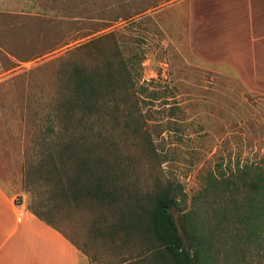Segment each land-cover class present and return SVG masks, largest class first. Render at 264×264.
Wrapping results in <instances>:
<instances>
[{
	"label": "rangeland",
	"instance_id": "374dc122",
	"mask_svg": "<svg viewBox=\"0 0 264 264\" xmlns=\"http://www.w3.org/2000/svg\"><path fill=\"white\" fill-rule=\"evenodd\" d=\"M36 1L37 13L0 11V184L18 204L28 209L24 152L40 129L35 113L42 116L57 93L58 68L67 61L92 66L106 56L116 62V51L149 96L145 127L165 161L151 158L138 140L126 151L149 184L158 175L182 185L184 201L168 207L182 236V214L206 169L244 162L264 168V93L244 82L238 53L221 44L227 13L258 18L264 0H251L252 10L249 0ZM106 34L99 53L91 46L75 50ZM248 59L246 54L242 71L250 77ZM37 182L33 198L45 202L42 211L56 228L49 226L76 250L78 264H129L135 254L130 247L94 230L97 209L55 210L46 182Z\"/></svg>",
	"mask_w": 264,
	"mask_h": 264
},
{
	"label": "trees",
	"instance_id": "16d2710c",
	"mask_svg": "<svg viewBox=\"0 0 264 264\" xmlns=\"http://www.w3.org/2000/svg\"><path fill=\"white\" fill-rule=\"evenodd\" d=\"M107 35L75 50L99 53ZM114 55L116 62L106 56L100 64L58 68L57 93L24 152L28 210L55 227L42 211L45 202L33 198L42 180L53 209H97L94 230L130 247L129 264H264V168L244 162L206 169L182 214L183 237L168 212L184 201L182 185L158 175L149 184L126 151L138 140L151 158L165 161L145 127L149 96L136 86L132 66Z\"/></svg>",
	"mask_w": 264,
	"mask_h": 264
},
{
	"label": "crops",
	"instance_id": "0c3cea01",
	"mask_svg": "<svg viewBox=\"0 0 264 264\" xmlns=\"http://www.w3.org/2000/svg\"><path fill=\"white\" fill-rule=\"evenodd\" d=\"M17 1V2H16ZM252 10L251 0L247 3ZM41 6L36 0H0V11L37 13ZM264 15L249 20L239 12L226 15L222 46L238 53L236 65L244 82L264 93ZM236 20V26L233 22ZM224 26V25H223ZM233 26V27H231ZM244 28H248L245 31ZM249 54L252 64L250 77L244 75L242 62ZM243 60V61H242ZM39 113H35V122ZM32 122V121H31ZM23 185V171H22ZM67 248V253L64 252ZM76 250L60 232L31 214L25 204H18L0 184V264H78Z\"/></svg>",
	"mask_w": 264,
	"mask_h": 264
},
{
	"label": "water",
	"instance_id": "95a60500",
	"mask_svg": "<svg viewBox=\"0 0 264 264\" xmlns=\"http://www.w3.org/2000/svg\"><path fill=\"white\" fill-rule=\"evenodd\" d=\"M168 212H169V209H168Z\"/></svg>",
	"mask_w": 264,
	"mask_h": 264
}]
</instances>
